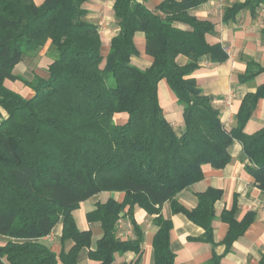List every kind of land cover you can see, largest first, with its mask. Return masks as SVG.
Masks as SVG:
<instances>
[{
	"label": "trees",
	"instance_id": "1",
	"mask_svg": "<svg viewBox=\"0 0 264 264\" xmlns=\"http://www.w3.org/2000/svg\"><path fill=\"white\" fill-rule=\"evenodd\" d=\"M87 1L0 0V110L6 112L0 120V234L10 238L0 244V264H79V252L92 245L93 232L78 227L74 211L102 191L125 196L122 201H98L88 213L103 228L89 252L99 264H114L117 252L141 250L143 234L133 218L136 205L158 213L170 200L174 212H185L205 228V239L213 240L215 203L223 190L198 192V205L191 210L176 196L204 177L205 164L225 167L235 140L242 143L249 159L246 169L264 192V126L245 131L264 99V83L246 93L237 125L228 128L192 76L201 58H228L220 43L207 40L215 24L191 12L206 0H164L154 9L145 0H113L118 32L106 55L99 25L86 18ZM235 7L256 11L264 8V0L234 5L226 19ZM140 31L145 53L152 57L146 68L132 61L140 54L135 42ZM47 44L50 53L55 51L47 76L29 80L15 73L26 55ZM181 54L189 59L185 65L177 62ZM261 72L264 66L249 62L242 79ZM163 79L183 106L182 130L165 115L159 94ZM8 80L22 81L33 95L24 97L6 85ZM235 211L234 206L222 213L230 223L228 245L255 218L250 212L237 221ZM124 213L135 224L136 239L117 234ZM60 221L62 242L73 243L57 253L41 239ZM154 222L159 226L153 239L155 264H176L170 247L172 222L161 214ZM215 264H220L219 257Z\"/></svg>",
	"mask_w": 264,
	"mask_h": 264
},
{
	"label": "crops",
	"instance_id": "2",
	"mask_svg": "<svg viewBox=\"0 0 264 264\" xmlns=\"http://www.w3.org/2000/svg\"><path fill=\"white\" fill-rule=\"evenodd\" d=\"M35 1L37 4H41L44 0ZM101 1L88 0L85 3L89 14L90 8L87 4L94 2L100 4ZM163 1L145 0V4L154 9ZM245 1L206 0L191 10L192 14L198 18L209 20L215 24V31L207 34V40L212 44L220 43L228 54V58L224 62H212L206 56L201 58L198 68L192 74L202 91L212 98L214 106L220 111L222 122L228 128L237 125V112L246 93L255 92L264 83V72L245 80L242 79L249 62L264 66V8H257L256 11H253L249 7L240 9L235 7L233 15L227 19L224 17L234 10V5L242 4ZM112 4L113 0H111V8ZM112 20L115 21L113 16ZM92 21L98 24V22ZM178 26L186 27L181 23ZM104 32L107 34L105 39L107 54L110 38L118 32L117 22L111 30ZM135 42L140 54L132 57L133 63L141 68L150 66L152 57L145 53L144 32L140 31L136 34ZM43 48L37 53L40 54ZM28 59L29 55H26L17 64L15 73L20 74V66ZM188 61L186 55L181 54L177 57V62L180 65H185ZM14 84L15 82L12 80L6 81V85L11 89L17 92L23 91L24 97L28 98L33 95L34 90L30 86L23 83L16 87ZM13 85L14 87H12ZM159 94L166 117L175 128L182 130L184 127L183 106L178 102L175 91L166 79L160 81ZM5 114V110L1 109L0 117L2 118ZM121 119L124 120V118ZM263 126L264 99L261 98L245 126V131L254 133ZM230 152L232 160L225 167L215 168L210 164H205L203 166L204 177L181 190L176 196L180 204L191 210L198 205V192L205 191L208 187L223 190L222 198L215 203V218L212 222L213 240H206L205 228L194 222L185 212H174L170 200L162 204L158 213H149L145 208L136 205L133 210V218L143 234L141 250L117 252L114 264L130 262L155 264L153 239L159 226L154 222V218L159 214L172 222L170 247L176 255V264H215L216 257H219L220 264H260L264 255V192L256 184L254 176L246 169L249 159L244 155L243 145L239 140L234 141ZM124 196V192L102 191L83 201L80 207L74 211L78 227L82 230L91 229L93 232L92 245L83 247L79 252V264H99V261L90 257L89 252L102 236L103 228L100 221L90 220L88 213L96 207L98 201L104 202L110 197L122 201ZM234 206L237 221H242L250 212L255 215V218L245 232L238 236L231 245H228L225 239L230 229V223L222 217V213L224 210H231ZM62 229L63 223L60 221L49 235L41 239L57 253L61 252L63 248L69 249L73 243L71 240L62 242ZM117 234L124 240L137 238V230L130 215L124 213L119 219ZM9 239L8 236L0 234V244Z\"/></svg>",
	"mask_w": 264,
	"mask_h": 264
},
{
	"label": "rangeland",
	"instance_id": "3",
	"mask_svg": "<svg viewBox=\"0 0 264 264\" xmlns=\"http://www.w3.org/2000/svg\"><path fill=\"white\" fill-rule=\"evenodd\" d=\"M88 7L90 8V14H89V10H88V14L86 16L87 19L89 20H94L96 22H98V25L100 27L101 33H102V37L105 40L106 39V35L105 34V30H111L112 27H114V24H116V20L113 21L112 20V16L114 17V14L112 12V8H111V0H102L99 4H97V2L91 3V4H87ZM86 6V5H85ZM115 18V17H114ZM115 22V23H114ZM114 23V24H111ZM49 44H47L42 51L39 53H33L29 55V59L24 61L23 64L20 66V74H22L23 76L34 80L35 79V75H41V76H47L48 75V65L51 62L53 55L55 53L49 51ZM106 40L105 43L103 45V54L106 55ZM38 55V56H37ZM26 74V75H24ZM11 82V81H10ZM13 82V81H12ZM15 82V86L17 87V85H23V83L20 80H16ZM9 85V84H8ZM14 85L12 87H14ZM20 88V87H18ZM22 90V89H21ZM27 90V89H25ZM20 92V91H18ZM23 96H25V93L22 91L20 92ZM33 93V92H32ZM1 119V117H0ZM118 119V120H117ZM116 120L118 122H122V120H119V118H117Z\"/></svg>",
	"mask_w": 264,
	"mask_h": 264
}]
</instances>
